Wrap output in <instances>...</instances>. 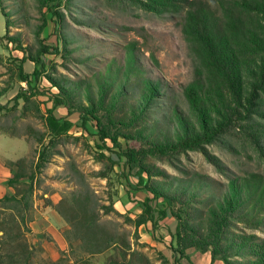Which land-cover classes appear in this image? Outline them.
<instances>
[{"label":"trees","instance_id":"1","mask_svg":"<svg viewBox=\"0 0 264 264\" xmlns=\"http://www.w3.org/2000/svg\"><path fill=\"white\" fill-rule=\"evenodd\" d=\"M61 1L37 0V3L40 9L45 7L54 16L57 43L63 41L61 49L68 51L69 42L61 31L64 16L57 9ZM124 1L158 16L175 14L181 18L193 75L182 88L186 109H180L177 103L170 105L162 117V127L142 123L163 94V84L145 75L137 63V41L125 44L121 63L112 58L96 73L94 92L90 80L59 79L45 73L43 56L60 53L57 44H46L40 37L46 20L36 30L38 47L34 51L23 45L18 35L7 37L22 52L21 60L34 63L31 73L18 66L19 80L31 89L32 79L37 81L45 73L50 90H56L49 92L52 104L44 115L48 139L43 143L45 135L39 138L36 167L41 169L51 155L58 153L54 149L57 140L68 135L75 125L68 117L77 113L83 130L89 121L95 122L93 136L97 141L94 146L86 144L96 160L107 163V171L100 176L108 178V171L118 165V175L129 184L128 177L133 175L136 178L131 185L133 189L146 193L143 200H135L140 211L134 217H125L134 226L132 241L124 233L110 231L100 221V215L115 210L113 205L99 204L88 191L73 192L70 200L61 197L54 207L70 226L65 231L70 248L72 251L77 248L83 260L95 255L104 257L117 250L125 260L122 264H132L135 255L149 262L147 255L138 249L146 246L140 242L139 227L145 225L157 240L165 241L155 231L170 215L175 225L166 226L170 236L166 242L173 264L188 248L209 250L213 259L226 264H264V236L255 232L264 231V173L253 171L228 177L220 188L221 182L207 174L171 176L147 161L151 157L171 163L188 151H200L215 163L206 145L218 143L234 122L244 120L248 121L253 145L264 153V0ZM151 56L157 63L154 55ZM129 92L134 98L123 109L121 103ZM33 95L22 89L13 99L17 102L21 98L26 104ZM61 107L66 109V115L57 112ZM254 116L260 121H255ZM9 165L17 166L18 170L8 177L7 185L13 191L2 195L0 204L17 209L20 219L14 213L10 215L13 229L17 228L15 243L12 250L0 249V264H29L34 249L25 237V230L32 206L34 172L26 175L17 161H10ZM47 202L51 204L48 199ZM1 231L7 238L5 223ZM101 261L104 260H94L93 264Z\"/></svg>","mask_w":264,"mask_h":264},{"label":"rangeland","instance_id":"2","mask_svg":"<svg viewBox=\"0 0 264 264\" xmlns=\"http://www.w3.org/2000/svg\"><path fill=\"white\" fill-rule=\"evenodd\" d=\"M52 4L55 5V2ZM57 9L64 16L61 31L69 42L68 51L61 49L63 41L59 39L57 43L59 37L53 31L54 16L45 7L40 9L37 0H0V158L7 165L10 161H17L26 175L34 172L32 206L26 217L28 230H25V237L28 242L33 243L29 222L33 219L35 211L45 203L47 196H44V193L58 190L61 197L70 200L71 194L80 190L83 194H86V191L91 193L99 204L113 205L115 210L100 215V221L106 224L110 231L124 233L132 241L134 226L125 220V217H134L139 212V206L135 202L138 199L137 190L131 186L136 178L130 175L128 178L131 184L127 183L125 178L118 175V165L113 171H108V178L100 176L101 172L107 171V163L96 160L88 147L94 146V141H97L93 136L96 131L94 121H89L86 130H83L79 126L78 114H71L68 118L75 125L67 136L57 140L54 149L58 153L51 155L41 169L36 167L40 149L39 138L44 134L43 143L48 139L44 115L45 109L52 104L49 92L56 91L50 90V82L44 75L51 73L59 79L65 77L74 81L90 80L95 92L96 73L112 58L121 63L125 44L137 41V63L145 75L158 79L163 84V94L147 112L142 123L162 127V117L170 105L177 103L180 109H186L182 88L193 75L192 61L181 31V18L175 14L158 16L124 0H62ZM44 20L47 25L40 37L46 44H57L60 53L43 56L45 73L37 81L32 79L30 89L25 82L19 80L18 66H22L24 72L31 73L34 63L29 59L21 60L22 52L15 49L7 37L18 35L20 42L34 51L38 47L36 30ZM152 54L157 63L152 60ZM22 89L27 93H35L30 103L24 104L21 98L17 102L13 99ZM133 98L132 92L128 93L127 98H123V109L128 107ZM119 109L118 112L121 113ZM58 111L61 115L67 113L63 107ZM254 119L260 121L257 116H254ZM247 123V120L234 122L218 143L206 145L207 151L214 156L215 163L200 151H188L173 159L171 163L151 157L147 161L171 176L187 177L193 172L207 174L221 182L220 188L224 187L228 177L253 171L264 173V153L253 145ZM15 169L17 171L18 167ZM87 187L89 190H86ZM138 197H141V190ZM12 213L16 214L17 220L20 219L17 209H7L0 204L2 252L12 250L15 243L13 239L17 228L13 229L10 222ZM67 214L70 215L68 212ZM3 223L8 227L7 238L1 231ZM173 225L175 220L170 228H174ZM157 230L160 237L169 241L164 237L165 232L161 234L160 229ZM138 232L141 241L145 235L144 227ZM255 232L264 236L262 230ZM31 245L34 250L29 264H82L85 261L93 264L94 260L97 262L100 258L104 261L99 264L125 263L117 250L105 254L104 257L95 255L83 260L79 250L76 248L72 251L70 245V249L61 251L57 258L45 256L41 248ZM138 249L149 257V262L135 255L131 259L132 264H172L169 260H163L161 253L152 250V247L143 249V246H139Z\"/></svg>","mask_w":264,"mask_h":264},{"label":"crops","instance_id":"3","mask_svg":"<svg viewBox=\"0 0 264 264\" xmlns=\"http://www.w3.org/2000/svg\"><path fill=\"white\" fill-rule=\"evenodd\" d=\"M15 167V165L9 166L5 164V161L0 158V196L6 192H11L12 189L7 185V180L8 177L15 172ZM138 192L139 191H136L138 200H143L146 193L144 191H141V197H138ZM44 196H47L45 198V203H42L40 209L35 211L33 219L29 222V226L32 231V244L33 246H35V248H41L45 256L47 255L51 258H57L61 251H68L70 249L69 242L64 235V232L68 230L70 226L54 207V205H56L61 199V193L58 190H54L48 193H44ZM47 199L50 200L51 204H48ZM173 222L174 219L170 215H168L160 222V232L161 234H164L165 232L164 237L167 239H170V236L167 234L166 226L171 227ZM142 226L145 229V235H143L144 241L141 239L140 242L146 243V246H144L143 249L152 247V250L161 253L165 260H169L172 262V252L167 246L168 243L166 242V240H157L153 236L152 232L147 229L148 227H146L145 225ZM142 226H140L139 229ZM157 231L158 230L155 231V235L157 234ZM74 244H76V242ZM176 264L226 263H224L220 259H213L209 250L200 251L195 248H188L185 250L184 256L178 258Z\"/></svg>","mask_w":264,"mask_h":264}]
</instances>
